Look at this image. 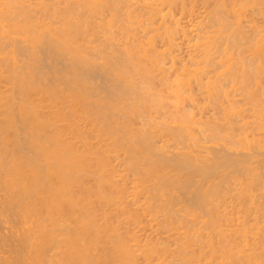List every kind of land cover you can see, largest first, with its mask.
<instances>
[{
	"label": "bare ground",
	"instance_id": "bare-ground-1",
	"mask_svg": "<svg viewBox=\"0 0 264 264\" xmlns=\"http://www.w3.org/2000/svg\"><path fill=\"white\" fill-rule=\"evenodd\" d=\"M0 224V264H264V0H0Z\"/></svg>",
	"mask_w": 264,
	"mask_h": 264
},
{
	"label": "rangeland",
	"instance_id": "rangeland-1",
	"mask_svg": "<svg viewBox=\"0 0 264 264\" xmlns=\"http://www.w3.org/2000/svg\"><path fill=\"white\" fill-rule=\"evenodd\" d=\"M107 92H108V90H107V91H105L104 93H106V94H107ZM108 95H109L110 97L112 96V95H111V94H109V93H108ZM121 122H122V121H121ZM122 123H124V122H122ZM136 123H137V121H136ZM136 123H134V124H133V126H134L135 128H137V126H136ZM139 123H140V122H139ZM139 123H138V124H139ZM138 124H137V125H138ZM1 226H2V225L0 224V227H1ZM2 227H3V226H2ZM0 229H1V228H0ZM3 231H4V230H3V228H2L1 232H3ZM4 232H6V231H4ZM1 248L3 249V247H2V246H1ZM4 248L6 249L7 247H4ZM7 249H8V248H7ZM0 251H1V249H0ZM4 251H5V250H4ZM4 251L2 250V252H4Z\"/></svg>",
	"mask_w": 264,
	"mask_h": 264
}]
</instances>
